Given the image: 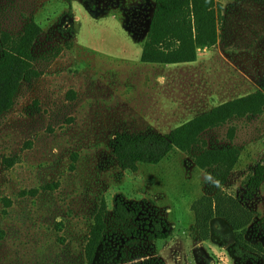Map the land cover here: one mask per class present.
I'll return each instance as SVG.
<instances>
[{"label":"rangeland","instance_id":"1","mask_svg":"<svg viewBox=\"0 0 264 264\" xmlns=\"http://www.w3.org/2000/svg\"><path fill=\"white\" fill-rule=\"evenodd\" d=\"M216 1V42L199 46L194 61L166 64L140 60L154 0H0V41L30 17L41 27L33 48L39 75L21 82L0 115V264H88L84 245L100 199L109 227L124 233L112 215L116 195L156 207L168 224L166 238L139 241L144 257L264 264L234 253L222 219L211 221L209 239L196 240L190 209L218 187L234 193L256 211L245 235L264 243V176L256 188L248 184L256 165L264 167V109L204 130L190 152L174 147L136 170L112 154L118 132L165 134L264 86V0ZM221 145L239 150L222 183L194 160L204 146Z\"/></svg>","mask_w":264,"mask_h":264},{"label":"trees","instance_id":"2","mask_svg":"<svg viewBox=\"0 0 264 264\" xmlns=\"http://www.w3.org/2000/svg\"><path fill=\"white\" fill-rule=\"evenodd\" d=\"M219 4L216 0H154L140 60L147 63H183L197 58V48L214 44L218 38ZM41 27L30 17L15 34L1 32L0 41V115L14 104L21 82L39 75L33 65L34 44ZM264 109V86L252 93L236 97L192 116L165 134L118 132L111 141L112 154L123 169L136 170L139 162L157 163L174 147L190 152L201 142L200 134L219 126L232 117L258 114ZM239 150L232 145L204 146L194 154L195 163L222 183L225 174L237 161ZM221 169V171H220ZM264 167L258 163L248 184L259 186ZM246 194L248 195L247 191ZM144 201L128 203L121 195L113 200V219L122 226L123 235L109 227L108 209L100 199L84 245L88 264H167L161 257L141 255V239H163L169 227L156 207ZM190 209L194 214L196 240L211 237V221L222 219L233 233L232 247L237 256L253 253L264 261V243L252 241L247 233L256 211L234 193L223 188L195 198ZM125 223H130L125 226ZM132 244L135 254L127 245ZM139 254L140 256L130 257Z\"/></svg>","mask_w":264,"mask_h":264},{"label":"crops","instance_id":"3","mask_svg":"<svg viewBox=\"0 0 264 264\" xmlns=\"http://www.w3.org/2000/svg\"><path fill=\"white\" fill-rule=\"evenodd\" d=\"M154 8V7H153ZM153 11V10H152ZM151 15H152V13H151ZM151 17V16H150Z\"/></svg>","mask_w":264,"mask_h":264}]
</instances>
